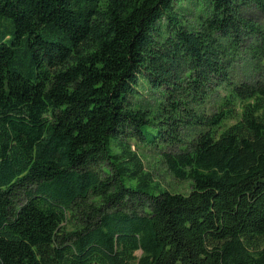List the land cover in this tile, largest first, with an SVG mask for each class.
Here are the masks:
<instances>
[{
  "label": "trees",
  "instance_id": "trees-1",
  "mask_svg": "<svg viewBox=\"0 0 264 264\" xmlns=\"http://www.w3.org/2000/svg\"><path fill=\"white\" fill-rule=\"evenodd\" d=\"M0 264H264V0H0Z\"/></svg>",
  "mask_w": 264,
  "mask_h": 264
},
{
  "label": "rangeland",
  "instance_id": "rangeland-1",
  "mask_svg": "<svg viewBox=\"0 0 264 264\" xmlns=\"http://www.w3.org/2000/svg\"><path fill=\"white\" fill-rule=\"evenodd\" d=\"M196 1H202V0H196ZM184 9L181 12L189 17V9L187 10L188 3L183 4ZM245 13L247 15H250L252 17H255L256 20H259L261 18L259 12L255 8H247L245 9ZM245 63V62H244ZM243 65V62H241ZM154 96H157L155 94ZM153 96V93L145 90L144 91V97L146 100H149L153 103V99L155 98ZM182 134L188 135L189 132L182 131ZM132 149H134V146L132 145ZM177 147H168V151H174ZM143 154V162L147 170L151 171L152 176L155 180L159 181L162 187L168 189L172 192H181V193H187L190 189V181L188 180H178L174 177V175L169 171V169L166 166L165 161L162 158V149L156 148H144L141 150Z\"/></svg>",
  "mask_w": 264,
  "mask_h": 264
}]
</instances>
